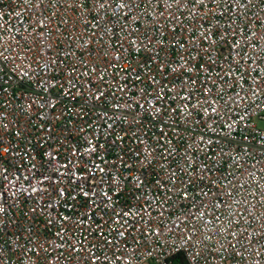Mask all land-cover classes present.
<instances>
[{
	"label": "built area",
	"instance_id": "obj_1",
	"mask_svg": "<svg viewBox=\"0 0 264 264\" xmlns=\"http://www.w3.org/2000/svg\"><path fill=\"white\" fill-rule=\"evenodd\" d=\"M264 0H0V264H264Z\"/></svg>",
	"mask_w": 264,
	"mask_h": 264
},
{
	"label": "rangeland",
	"instance_id": "obj_2",
	"mask_svg": "<svg viewBox=\"0 0 264 264\" xmlns=\"http://www.w3.org/2000/svg\"><path fill=\"white\" fill-rule=\"evenodd\" d=\"M259 126L264 128V123H260Z\"/></svg>",
	"mask_w": 264,
	"mask_h": 264
}]
</instances>
